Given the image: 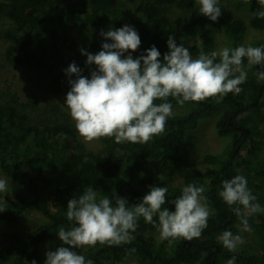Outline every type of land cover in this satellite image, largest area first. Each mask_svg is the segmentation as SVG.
Segmentation results:
<instances>
[{"label":"trees","instance_id":"1","mask_svg":"<svg viewBox=\"0 0 264 264\" xmlns=\"http://www.w3.org/2000/svg\"><path fill=\"white\" fill-rule=\"evenodd\" d=\"M224 1L233 2L235 9H248L249 18L227 17ZM219 6L222 15L212 22L199 12L196 0H0L1 67L14 69L22 80L33 83L45 104L35 94L21 100L17 91L0 84V173L9 182L8 193H0V208L6 209L0 212V223L14 226L27 212H38L45 219L30 230L0 234V264L33 260L38 264L45 243L60 247V227L73 226L66 217L67 203L88 187L99 197L111 199L116 193L129 201V207L139 203L150 186L167 187L168 202L163 207L171 210L172 200L188 184L206 189L211 213L199 239L159 241L156 228L140 218L131 243L74 251L93 264L126 259L136 264H227L232 256L236 264H264V213L248 218L252 228L248 233L256 236L254 245H239L233 253L217 239L225 230L235 235L239 223L218 195L224 180L245 176L256 202L264 207V82L256 77L260 66L247 71L239 93H229L221 102H186L187 110L173 112L163 135L147 144L101 139L96 149H90L77 140L65 113L70 90L65 69L75 62L90 78L95 66L85 65L87 57L80 50L100 51L106 42L101 31L132 26L141 39L133 58L155 46L161 59L168 51L169 35L184 46L186 39H197L199 44L190 53L198 57L201 51H216L213 29L222 31L233 48L244 43L248 29L264 31V18L253 15L264 10L257 0H219ZM251 46H264V38L255 39ZM170 102L177 105L174 99ZM213 116L217 135L230 138L229 146L222 153L204 155V171L186 168L180 155L186 133ZM177 177L182 179L180 184L175 182ZM132 248L136 251L129 254Z\"/></svg>","mask_w":264,"mask_h":264},{"label":"clouds","instance_id":"2","mask_svg":"<svg viewBox=\"0 0 264 264\" xmlns=\"http://www.w3.org/2000/svg\"><path fill=\"white\" fill-rule=\"evenodd\" d=\"M264 9V0H257ZM199 12L212 22L222 15L219 0H196ZM264 18V10L253 13ZM106 42L95 54L81 49L87 57L90 78L82 75L75 62L65 69L70 90L65 105L74 121L78 135L85 143L112 139L117 144H147L163 135L168 118L173 115L170 98L179 106L186 102L200 103L208 99L221 102L229 93H239L247 80V68L260 66L258 82H264V46L240 45L225 47L193 58L189 48L177 44L173 35L167 39L168 51L161 59L160 51L152 46L133 58L141 39L134 27L101 31ZM110 41V42H107ZM76 77L71 79V77ZM160 101V103H157ZM203 186L188 184L181 195L172 200L173 208L163 207L168 188L150 186L139 203L129 207L126 198L116 193L110 199L99 197L88 187L78 198L67 203L66 217L73 224L69 229L60 227L58 239L62 242L54 251L45 253L44 264H93L74 249L100 246H120L131 243L140 218L158 232L159 241H191L199 239L208 226L210 209ZM0 193H8L5 179H0ZM231 207L239 220L241 232H251L249 216L264 213V207L248 188L245 176L236 175L222 182L218 193ZM6 209L0 208V212ZM157 217V219H154ZM229 252H237L244 243L241 235L225 230L217 238ZM136 251L129 250V254ZM36 264V261H31ZM227 264H236V256Z\"/></svg>","mask_w":264,"mask_h":264},{"label":"rangeland","instance_id":"3","mask_svg":"<svg viewBox=\"0 0 264 264\" xmlns=\"http://www.w3.org/2000/svg\"><path fill=\"white\" fill-rule=\"evenodd\" d=\"M225 2L227 1H224L227 17L240 16L245 20L249 18L250 13L248 9L246 8L235 9L233 2L232 3L228 2L227 4H225ZM252 30H253L252 28L248 29L249 32L247 34V37L245 38L244 43H242L241 45L251 46V43L254 42L255 39L264 38V31H254V30L252 31ZM213 31L216 34V51H219L225 47L233 48L230 40L222 31L216 29H213ZM198 44L199 41L197 39L185 40V47L189 48V50H191L193 45H198ZM3 47L4 45L0 44L1 87L4 88L10 87L13 91H17L21 100H25V98H27L29 95L35 94L36 97L39 99L40 103H42V99L40 98L41 92L35 90V86L33 85V83L22 80L21 77L22 75H20L18 71L14 69H9V68L5 69L1 67L2 66L1 55L4 49ZM192 57L197 58L194 56ZM245 67L247 71L250 69L247 68L246 64ZM43 104L44 103H42L41 105ZM185 110L187 109L186 107L183 106L176 105L175 107H173V112L183 113L185 112ZM65 113L70 118V122L72 123V125L75 127L74 121L71 119L69 115V110L65 109ZM215 122H216V118L214 116L209 117L207 119L200 121L196 129L189 130L186 133L185 142L180 153L182 162L186 168L196 167L204 171L207 165L203 161V156L206 154L222 153L229 146L231 142L230 138L220 137L219 135H217L215 131ZM76 138L78 141L85 144V146L93 150L96 149L98 145V140L92 143H85L78 135L77 131H76ZM0 179H5L3 178L1 173H0ZM6 181H7V185L9 186L8 180ZM181 181L182 179L177 177L175 182L180 184ZM41 187H43V185H41ZM44 193L47 196L46 198L48 199V191L46 190ZM44 220H45L44 217L38 212H27L24 215V217L19 221V223L15 224L14 226L0 223V234L6 231H13V230L27 231L32 228H35L38 224H40ZM237 228L238 231L235 235H241L244 240V243L241 244L240 246L246 247L248 246V244L254 245L256 243L255 235L253 234L250 235L248 232H241L239 223L237 225ZM155 235L157 236L158 239L159 234L157 230H155ZM57 247L59 246L52 244L50 242L45 243L42 247V259L38 264H44V261L46 259L45 253L49 250L54 251ZM248 250L251 252L254 251V249H249V248ZM112 264H136V261L134 259H126L123 261L113 262Z\"/></svg>","mask_w":264,"mask_h":264}]
</instances>
